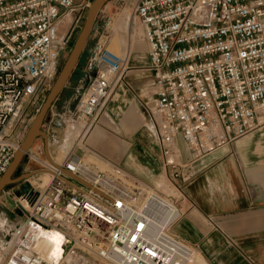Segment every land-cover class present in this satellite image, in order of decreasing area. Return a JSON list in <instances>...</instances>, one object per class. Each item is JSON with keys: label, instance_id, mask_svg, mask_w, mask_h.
<instances>
[{"label": "built area", "instance_id": "1", "mask_svg": "<svg viewBox=\"0 0 264 264\" xmlns=\"http://www.w3.org/2000/svg\"><path fill=\"white\" fill-rule=\"evenodd\" d=\"M89 5L0 0V177L19 148L25 109L58 72L62 26L80 24ZM132 11L147 43L152 128L174 184L181 175L175 139L195 161L264 125V0H136ZM129 54L104 44L94 50L67 114L70 125L82 123L78 135L95 125ZM40 161L51 179L36 194L17 197L11 184L3 190V205L13 209L9 197L23 221L1 264H208L195 244L170 231L180 215L179 185L165 193L120 168L92 171L73 151L57 164ZM51 230L60 235L59 259L39 246Z\"/></svg>", "mask_w": 264, "mask_h": 264}, {"label": "crops", "instance_id": "2", "mask_svg": "<svg viewBox=\"0 0 264 264\" xmlns=\"http://www.w3.org/2000/svg\"><path fill=\"white\" fill-rule=\"evenodd\" d=\"M144 54L148 60L147 50ZM132 68L85 144L133 178L173 192L152 128L151 72L147 62ZM174 145L182 193L170 231L195 244L208 264H264V125L195 161L180 138Z\"/></svg>", "mask_w": 264, "mask_h": 264}, {"label": "rangeland", "instance_id": "3", "mask_svg": "<svg viewBox=\"0 0 264 264\" xmlns=\"http://www.w3.org/2000/svg\"><path fill=\"white\" fill-rule=\"evenodd\" d=\"M91 1L92 0H90V2ZM135 1L136 0H108L102 6L96 16L87 43L79 57V60L73 72L71 73L68 81L64 85L60 94L50 106L45 116V119L41 125V130L46 135L49 154L54 163L61 162L69 151H73V153L80 156L83 161L87 163L88 168L92 171H108L112 168H120L118 165H114L111 162L105 160L104 157H102L95 149H92L91 151L87 149L85 142H87L86 140L92 130V127L89 129V133L87 132L85 135H83V137L80 138L79 141L75 142L72 139L73 142L72 144H70L67 153L60 148V144L64 141L67 131H74V126L72 125V129H68V127L70 126V122L67 119V114H69L68 110H71L77 103V100L82 90V86L86 82L87 77L91 74V71H89V69L87 68V63L99 44L106 45L109 49L116 53H123L126 49L128 50V52H130L127 62L125 63V67L120 75L116 86L122 83V81L124 80V75L131 73L128 71L133 69L132 65L140 63L146 64V62L148 63V60H145L144 54V52L147 50V43L143 37V29L139 19L133 14L132 11V6ZM87 11L88 8L84 9V11L82 12L83 21H81L80 24L78 23V25H72L71 23H67L62 26L60 32L62 46H60L61 48H58V71L64 63L65 59L67 58L74 44V41L84 23ZM132 31H134L135 33L134 37L131 36ZM128 42L129 46L127 45ZM136 50L137 52H141L140 57L137 59L138 61L131 59L133 51ZM47 92L44 93V95H42L33 104V106L28 105L25 109V113L23 114L26 127L22 129L20 128L17 132V137L20 140V143L24 139L35 114L37 113L38 109L40 108L43 100L47 95ZM150 105H153L152 102H150ZM76 123L78 127H74V129L80 131L82 123ZM75 134L76 133H74V136H76ZM44 148V139L41 136H38L34 140L32 146L29 148L30 153H32V156L29 157L27 155H24L18 163L17 168L19 169V171H14L12 173V177H19L21 174L29 173L26 178H21L11 183V186L16 187L15 195L17 197L20 194H24L25 192H28L29 195L36 194L37 191L43 188L49 181L50 177H46V170L44 169V166L41 165L40 161H49V159L46 157ZM33 155L38 158H33ZM120 169L124 171L122 168ZM125 173L128 174L127 172ZM129 176L133 178L131 175ZM177 179L178 178H176V182L174 179V184L171 183L173 192L164 190L163 191L165 193H174L175 185H179L177 183ZM27 187L28 189L26 190ZM5 188L7 187H4L0 191V217L2 218H0V220L4 222L5 230H10L11 232H9L10 236L7 238L5 236L4 230L2 229V227H0V264L3 262L4 257L10 250V238L13 235L14 229L17 228L23 221V213L21 212L19 207L15 206L12 210H10L3 205L2 196L3 190H5ZM16 191H19V195L16 194Z\"/></svg>", "mask_w": 264, "mask_h": 264}, {"label": "water", "instance_id": "4", "mask_svg": "<svg viewBox=\"0 0 264 264\" xmlns=\"http://www.w3.org/2000/svg\"><path fill=\"white\" fill-rule=\"evenodd\" d=\"M108 0H92L90 2V5L88 7V11L86 13L84 23L74 41V44L65 59L64 63L60 67L59 71L57 72L53 83L51 84L47 95L45 99L43 100L40 108L38 109L37 113L35 114L29 129L22 140V142L19 145L18 150L15 152L14 157L7 168V170L2 174L0 177V191L4 188L7 187V185L13 183L14 181H17L21 178H26L29 173H24L21 174L19 177H12V173L14 171L18 172L19 169L18 163L22 159L24 155H26L27 151L29 148L32 146L34 140L38 137L41 136L44 139V144H45V154L46 157L49 159V162H52L48 146H47V141H46V135L45 133L41 130V125L45 119V116L52 105L53 101L57 98V96L60 94L62 91L64 85L68 81L71 73L73 72L79 57L87 43V40L89 38L90 32L92 30V27L94 25L96 16L99 12V10L102 8V6L107 2ZM67 174L70 175V173L66 170H64ZM28 187L26 188V190ZM16 194L19 195V191H16ZM7 201H10L9 207L13 208L15 206L14 201H12L9 197L6 198Z\"/></svg>", "mask_w": 264, "mask_h": 264}, {"label": "bare ground", "instance_id": "5", "mask_svg": "<svg viewBox=\"0 0 264 264\" xmlns=\"http://www.w3.org/2000/svg\"><path fill=\"white\" fill-rule=\"evenodd\" d=\"M129 24V23H127ZM126 24V25H127ZM128 32V30H127ZM135 33L134 31H132L131 36L134 37ZM133 40V39H132ZM129 44V42H128ZM129 46V45H128ZM72 129L71 125L68 127V129ZM67 129V130H68ZM74 131H67L66 136L64 141L60 144V148L65 151L66 153L68 152V148L70 147V144H72V139L77 142L79 141L80 138L83 137L84 134L82 135H78V130L74 129ZM74 133H76L74 136ZM89 133V132H88ZM73 137V138H72ZM77 137V138H74ZM61 151V150H60ZM66 156V155H65ZM52 161V160H51ZM57 161V160H56ZM55 161V162H56ZM51 163H54L53 161ZM59 162H56L55 164H57ZM44 173V172H43ZM46 177H50L51 179V175L49 174L48 171L45 172ZM47 179V178H46ZM49 179V180H50ZM48 180V179H47ZM49 182V181H48ZM47 182V183H48ZM43 183V182H42ZM1 218V217H0ZM2 219V218H1ZM1 221V220H0ZM7 226V225H6ZM0 227H2V229L4 230L5 236L8 238L10 236L11 232L10 230H5V226H4V222L1 221L0 223ZM8 234V235H7ZM59 241H60V235L57 233V231L51 230L48 232H44L42 233V238L39 242V246L42 250H44L46 257H48L49 259H59V257L61 256V247L59 245ZM11 242V241H10ZM10 244V243H9Z\"/></svg>", "mask_w": 264, "mask_h": 264}]
</instances>
